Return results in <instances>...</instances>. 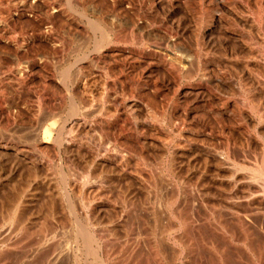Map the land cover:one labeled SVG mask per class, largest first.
I'll return each instance as SVG.
<instances>
[{
  "label": "rangeland",
  "instance_id": "374dc122",
  "mask_svg": "<svg viewBox=\"0 0 264 264\" xmlns=\"http://www.w3.org/2000/svg\"><path fill=\"white\" fill-rule=\"evenodd\" d=\"M97 243L264 264V0H0V264Z\"/></svg>",
  "mask_w": 264,
  "mask_h": 264
},
{
  "label": "bare ground",
  "instance_id": "6f19581e",
  "mask_svg": "<svg viewBox=\"0 0 264 264\" xmlns=\"http://www.w3.org/2000/svg\"><path fill=\"white\" fill-rule=\"evenodd\" d=\"M96 24H97V23H96ZM97 26H98V25H97ZM104 29H105V28H104ZM106 29H107V28H106ZM97 31H98V30H97ZM101 31H102V30H101ZM103 33H104V31H103ZM99 34L101 35V33H99ZM99 34H98V35H99ZM104 34H105V33H104ZM102 36H103V35H102ZM99 38H100V37H99ZM105 38H106V37H105ZM102 39H103V37H102ZM102 39H101V40H102ZM94 44H95V43H94ZM94 44H93V45H94ZM98 44H100V43H99V39H98ZM95 46H96V44H95ZM94 48L96 49V47H94ZM97 48H99V47H97ZM66 70H67V69H65V71H66ZM64 73H65V72H64ZM67 73H68V71H67L65 74H67ZM65 74H63V76H66ZM66 77H67V76H66ZM72 101H73V100H72ZM72 101H71V102H72ZM72 104H73V103H72ZM72 104H71V107H72ZM71 107H70V109H72V112H71L70 110H69V112H71L70 114H74V112H75V110H76V107H75V105H73L72 108H71ZM77 107H78V106H77ZM78 110H79V109H78ZM67 115H68V114H67ZM64 123H65V122H64ZM62 126H63V125H62ZM65 127H66V126H65ZM58 135H59V134H58ZM57 137H58V136H57ZM151 166H152V165H151ZM155 167H156V166H155ZM230 168H231V167H230ZM231 169H232V168H231ZM68 172H69V171H68ZM69 175H70V174H69ZM158 176H159V175H158ZM155 177H156V176H155ZM159 177H160V176H159ZM159 177H158V178H159ZM158 178H157V179H158ZM61 179H62V178H61ZM160 179H161V178H160ZM155 180H156V179H155ZM162 180H163V179H162ZM164 180H165V179H164ZM64 181H65V180H64ZM152 181H153V180H152ZM162 182H163V181H162ZM166 184H167V183H166ZM165 186H166V185H165ZM150 189H151V188H150ZM67 193H68V192H67ZM166 195H167V194H166ZM151 198H152V197H151ZM153 200H154V199H153ZM162 201H163V200H162ZM150 202H151V201H150ZM119 206H120V205H119ZM132 206H133V205H132ZM156 206H157V205H156ZM127 207H128V206H127ZM130 210H131V209H130ZM156 214H157V213H156ZM160 214H161V213H160ZM166 214H167V213H166ZM186 214H187V213H186ZM217 214H218V212H217ZM217 214H216V215H217ZM219 214H220V213H219ZM8 216H9V215H8ZM125 216H126V215H125ZM156 216H157V215H156ZM13 217H14V216H13ZM123 218H124V217H123ZM157 218H158V217H157ZM157 218H156V219H157ZM162 218H163V216H162ZM212 218H213V217H212ZM216 218H217V217H216ZM6 219H7V218H6ZM17 219H18V218H17ZM220 219H221V218H220ZM152 220H153V219H152ZM163 220H164V219H163ZM3 221H4V220H3ZM13 221H14V219H13ZM16 221H18V220H16ZM153 221H154V220H153ZM160 221H161V220H160ZM191 222H192V221H191ZM238 222H239V221H238ZM21 223H22V222H21ZM165 223H166V221H165ZM234 223H235V222H234ZM239 223H240V222H239ZM239 223H238V224H239ZM18 224H19V223H18ZM133 224H134V223H133ZM139 224H140V223H139ZM14 225H15V224H14ZM215 225H216V224H215ZM15 226H16V225H15ZM15 226H14V227H15ZM23 226H24V225H23ZM78 226H79V225H78ZM161 226H162V225H161ZM164 226H165V225H164ZM171 226H172V225H171ZM237 226H238V225H237ZM84 227H85V226H84ZM99 227H100V226H99ZM161 228H162V227H161ZM82 229H83V228H82ZM82 229H81V230H82ZM111 229H112V228H111ZM5 230H6V229H5ZM7 230H8V229H7ZM13 230H15V229H13ZM48 230H49V229H48ZM223 230H224V229H223ZM254 230H255V229H254ZM23 231H24V230H23ZM94 231H95V230H94ZM134 231H135V230H134ZM158 231H159V229H158ZM187 231H188V230H187ZM15 232H16V231H15ZM86 232H87V231H86ZM149 232H150V231H149ZM8 233H9V232H8ZM47 233H48V232H47ZM91 233H92V232H91ZM98 233H99V232H98ZM181 233H182V232H181ZM10 234H11V233H10ZM10 234H9V235H10ZM93 234H94V233H93ZM159 234H160V233H159ZM25 235H26V234H25ZM114 235H115V234H114ZM132 235H133V234H132ZM4 236H5V235H4ZM7 236H8V235H7ZM75 236H76V235H75ZM85 236H86V235H85ZM85 236H84V238H85ZM90 236H91V235H90ZM90 236H89V237H90ZM78 237H79V236H78ZM89 237H88V239H89ZM95 237H96V236H95ZM241 237H242V236H241ZM75 238H76V237H75ZM100 238H101V237H100ZM105 238H106V236H105ZM117 238H118V237H117ZM186 238H187V237H186ZM189 238H190V237H189ZM42 239H43V238H42ZM72 239H73V238H72ZM76 239H77V238H76ZM76 239H75V240H76ZM177 239H178V235H177ZM191 239H192V238H191ZM79 240H81V239H79ZM111 240H114V239H111ZM180 240H181V239H180ZM92 241H93V240H92ZM94 241H95V240H94ZM172 241H173V240H172ZM56 242H57V241H56ZM56 242H54V244H55ZM87 242H88V241H87ZM89 242H91V241H89ZM98 242H99V241H98ZM182 242H183V241H182ZM13 243H14V242H13ZM58 243H59V242H58ZM82 243H84V241H83ZM91 243H92V242H91ZM154 243H155V242H154ZM179 243H180V242H179ZM54 244H53V245H54ZM69 244H70V243H69ZM69 244H68V245H69ZM77 244H78V243H77ZM94 244H96V241H95ZM97 244H98V249H97V250H98V251L101 250V254H99L98 256H99L100 261L102 262V264H105V263H106V262H105V260H106V259H105V256L108 255V252H106V251H102V248H103L102 246H103L104 244H103V245H101L102 243H101V244L97 243ZM50 245H51V244H50ZM53 245H52V246H53ZM57 245H58V244H57ZM89 245H90V244H89ZM118 245H119V244H118ZM126 245H127V244H126ZM129 245H130V244H129ZM160 245H161V244H160ZM190 245H191V244H190ZM17 246H18V245H17ZM46 246H47V245H46ZM119 246H120V245H119ZM165 246H166V245H165ZM256 246H257V245H256ZM259 246H260V245H259ZM68 247H69V246H68ZM117 247H118V246H117ZM127 247H128V246H127ZM155 247H156V246H155ZM162 247H163V246H162ZM49 248H50V247H49ZM60 248H61V247H60ZM69 248H70V247H69ZM84 248H86V246H85ZM129 248H130V247H129ZM148 248H149V246H148ZM160 248H161V247H160ZM160 248H159V249H160ZM176 248H177V247H176ZM67 249H68V248H67ZM71 249H72V247H71ZM90 249H91V248H90ZM149 249H150V248H149ZM52 250H53V249H52ZM56 250H57V249H56ZM97 250H96V251H97ZM105 250H106V248H105ZM128 250H129V249H128ZM130 250L132 251V249H130ZM130 250H129V251H130ZM161 250H162V249H161ZM163 250H164V249H163ZM163 250H162V251H163ZM167 250H168V249H167ZM169 250H170V249H169ZM169 250H168V251H169ZM177 250H178V249H177ZM181 250H182V249H181ZM220 250H221V249H220ZM85 251H86V249H85ZM96 251H95V252H96ZM107 251H109V250H107ZM154 251H155V250H154ZM157 251H159V250H157ZM50 252H51V251H50ZM52 252H53V251H52ZM56 252H57V251H56ZM67 252H69V251H66L65 253L67 254ZM75 252H76V251H75ZM145 252H146V251H145ZM177 252H178V251H177ZM257 252H258V251H257ZM5 253H6V252H5ZM86 253H87V252H86ZM98 253H100V252H98ZM121 253H122V252H121ZM152 253H153V252H152ZM161 253H163V252H161ZM164 253H166V252H164ZM181 253H182V252H181ZM181 253H179V254H181ZM7 254H8V253H7ZM66 254H65V255H66ZM94 254H95V253H94ZM96 254H97V253H96ZM127 254H128V253H127ZM153 254H155V253H153ZM172 254H173V253H172ZM177 254H178V253H177ZM10 255H11V254H10ZM52 255H54V254H52ZM254 255H255V254H254ZM73 256H74V255H73ZM89 256H90V255H89ZM120 256H121V255H120ZM129 256H130V255H129ZM139 256H140V255H139ZM149 256H150V255H149ZM158 256H160V255H158ZM163 256H164V255H163ZM69 257H70V255H69ZM91 257H92V256H91ZM144 257H146V256H144ZM167 257H169V256H167ZM177 257H178V255H177ZM51 258H52V257H51ZM60 258H61V257H60ZM67 258H68V256H67ZM70 258H71V257H70ZM73 258H74V257H73ZM108 258H109V257H108ZM125 258H126V256H125ZM158 258H159V257H158ZM164 258H166V257H164ZM3 259H4V258H3ZM55 259H56V257H55ZM141 259H142V258H141ZM147 259H148V258H147ZM149 259H151V258H149ZM161 259H162V258H160V260H161ZM170 259H171V257H170ZM220 259H221V258H220ZM48 260H49V258H48ZM87 260H88V259H87ZM132 260H133V259H132ZM160 260H159V261H160ZM163 260H164V259H163ZM70 261H71V260H70ZM73 261H74V260H73ZM78 261H79V260H78ZM107 261H108V259H107ZM148 261H149V260H148ZM159 261L157 260V262H159ZM81 262H82V261H81ZM104 262H105V263H104ZM170 262H172V260H171ZM54 263H55V261H54ZM54 263H53V264H54ZM78 263H79V262H78ZM89 263H90V262H89ZM159 263H160V262H159ZM253 263H254V262H253ZM79 264H80V263H79ZM94 264H95V263H94ZM147 264H148V263H147Z\"/></svg>",
  "mask_w": 264,
  "mask_h": 264
}]
</instances>
